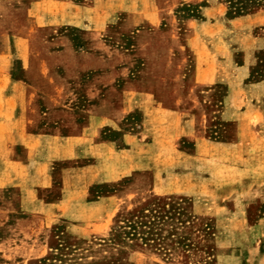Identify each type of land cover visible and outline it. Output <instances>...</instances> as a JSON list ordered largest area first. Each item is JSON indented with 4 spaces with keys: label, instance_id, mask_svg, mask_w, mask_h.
<instances>
[{
    "label": "rangeland",
    "instance_id": "374dc122",
    "mask_svg": "<svg viewBox=\"0 0 264 264\" xmlns=\"http://www.w3.org/2000/svg\"><path fill=\"white\" fill-rule=\"evenodd\" d=\"M245 1L0 0V264H264V0ZM137 209L152 239L106 242Z\"/></svg>",
    "mask_w": 264,
    "mask_h": 264
},
{
    "label": "trees",
    "instance_id": "16d2710c",
    "mask_svg": "<svg viewBox=\"0 0 264 264\" xmlns=\"http://www.w3.org/2000/svg\"><path fill=\"white\" fill-rule=\"evenodd\" d=\"M229 5V15L241 14L243 9L246 6L245 0H228ZM119 222L115 227H113V232L110 237L106 240L109 244L123 243L127 244L128 240L138 241L141 239L146 243L154 232L152 231L153 221L148 219V215L145 214L142 210L137 209L134 212H127L120 216ZM122 222V224H120ZM62 247V246H60ZM41 262L45 263V259H42ZM91 264H95V261H92Z\"/></svg>",
    "mask_w": 264,
    "mask_h": 264
},
{
    "label": "crops",
    "instance_id": "0c3cea01",
    "mask_svg": "<svg viewBox=\"0 0 264 264\" xmlns=\"http://www.w3.org/2000/svg\"><path fill=\"white\" fill-rule=\"evenodd\" d=\"M10 102H11V98H5V99H3L2 100V104H0V112H4L5 111V107H6V104L8 105V104H10ZM103 121V117H98L97 119H95L94 121H93V123H96V124H99V122H102ZM8 124V120L5 118V116H4V114H1V116H0V127H4V126H6ZM96 124H95V126H96ZM9 125V124H8ZM15 127V126H14ZM89 135L91 136V138L93 137V135H95L94 133L93 134H88L86 137H82V136H79V135H76V136H73V137H71L70 138V141H73V143H74V146H76V144L77 143H79V141H88L89 140ZM91 140V139H90ZM28 141H30L29 142V144L30 145H28V146H31V145H34V144H31V142H33V141H35V139L34 138H31V140L30 139H28ZM68 141V140H67ZM69 142V141H68ZM88 147L89 146H87L86 147V149H85V151H87V149H88ZM78 149V147L76 146V147H74L73 148V144H71V149H69V151L70 152H72V155L73 154H75L76 153V151L75 150H77ZM14 167H15V169H16V172L18 171V169H19V165H18V163L17 162H14ZM36 166H35V168L36 167H38V169L39 168H42L43 167V164L42 163H38V164H35ZM3 173V171H1L0 172V181H4L3 183H5L7 180H6V177L4 176V177H1V174ZM15 177H16V175H15ZM26 179H28L29 180V182L31 181V183L32 184H35V185H44V181H43V177L41 176V175H36L35 174V176H32V178H31V176L29 177V178H26ZM9 181L10 180H8L7 181V183H9Z\"/></svg>",
    "mask_w": 264,
    "mask_h": 264
}]
</instances>
